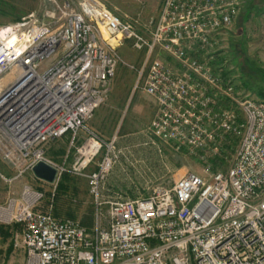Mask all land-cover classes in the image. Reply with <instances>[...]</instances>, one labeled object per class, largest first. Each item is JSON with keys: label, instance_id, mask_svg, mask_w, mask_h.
<instances>
[{"label": "built area", "instance_id": "2783aa9c", "mask_svg": "<svg viewBox=\"0 0 264 264\" xmlns=\"http://www.w3.org/2000/svg\"><path fill=\"white\" fill-rule=\"evenodd\" d=\"M49 1L50 22L31 12L0 25V82L13 75L0 84V155L15 171L0 177L11 183L39 161L57 171L45 205V193L29 184L0 203V223L18 225L13 245L24 264H264V100L241 86L237 64L223 56L245 0H163L144 22L119 17L105 0L77 8ZM125 40L144 52L135 87L156 101L148 133L201 158L219 156L220 143L235 138L226 170L207 163L206 177L189 171L145 196L105 199L113 158L95 161L103 140L88 122L117 67L135 69L118 53ZM66 134L71 146L84 134L73 160L47 159L44 147ZM65 172L86 179L90 229L53 214Z\"/></svg>", "mask_w": 264, "mask_h": 264}, {"label": "rangeland", "instance_id": "374dc122", "mask_svg": "<svg viewBox=\"0 0 264 264\" xmlns=\"http://www.w3.org/2000/svg\"><path fill=\"white\" fill-rule=\"evenodd\" d=\"M56 1L59 4L67 2L71 8H77L79 0ZM162 1L105 0V3L121 18H139L141 22H144L151 17H156ZM251 5H257L261 9L264 7V0H245L243 2L236 24L225 41L230 52H224L223 56L229 60L230 57L228 58L227 55L232 54L228 64H233L232 60L235 59L241 76L243 73L246 74V78L252 82V85L249 84V88H243L250 92L252 96L262 99V96L260 97L257 93L258 91L264 92V10L257 13L251 9L248 16L243 17L245 9H248V6ZM31 12L35 13L42 21L50 22L47 15L50 12L56 13V8L49 0H0V25L17 20ZM104 36L107 37L105 33ZM109 42L112 43L113 40ZM127 50L131 53L130 55L135 54V50L131 46H128ZM118 53L128 61L126 57L122 56V53L119 51ZM160 55L167 65L176 67L174 60L164 53ZM143 57L140 58L141 61L137 64L129 61L135 69L124 66L119 67L111 82L110 93L107 95L106 102L97 108L93 119L88 122V125H92V128L96 129L103 140L101 151L95 161L106 152L113 158L112 168L114 172L112 175L109 172V178L112 177V180L105 184V199L145 196L158 185L171 187L174 181L189 171L206 177L207 174L203 169L207 163L212 165L213 158H201L190 154L187 149L176 152L148 133L149 121L155 114L154 106L150 103L152 99L144 93L141 94L138 87L135 89L136 93H130L136 82L139 81L140 84L143 80L144 76L139 77L137 73L141 68ZM139 98H145L140 103V105H143L141 109H138L136 103L133 102ZM81 136L83 138L84 134H81ZM82 138L75 141L73 146L68 145L67 157L72 158L75 148L81 145ZM63 140L65 146H67V139ZM226 140L227 143H220L219 156H214L216 162L213 163V169L226 170L233 160L234 147L237 141L235 142L231 138L228 140V137L225 138ZM232 141H234V144H232ZM58 147L56 142L52 145L53 153L49 154L45 150L46 158L57 162L55 159L60 158ZM51 155L57 158L54 159ZM63 174L67 176L68 189L59 191L57 195L55 194L54 212L57 217L71 218L79 224L84 219H91L93 225L95 205L89 194L86 179L70 172ZM23 184H29L32 188L43 191L45 196L41 201V205H45L52 187L32 178L30 172L25 173L11 183L2 185L0 203H4L9 197L18 198ZM106 210L107 205H104L103 214L106 213Z\"/></svg>", "mask_w": 264, "mask_h": 264}, {"label": "crops", "instance_id": "0c3cea01", "mask_svg": "<svg viewBox=\"0 0 264 264\" xmlns=\"http://www.w3.org/2000/svg\"><path fill=\"white\" fill-rule=\"evenodd\" d=\"M236 24V23H235ZM235 26V25H234ZM234 28V27H233ZM232 28V29H233ZM128 46H131V43H130V41L129 40H125L124 41V43L121 45V46H119L118 47V51L120 52V53H122V56H124V57H126L127 59H128V63H129V61H133V62H135L136 64L137 63H140V61H141V59L140 58H142L143 56H144V52H142V51H138V50H135L134 52H135V54L134 55H130L131 53H129L128 52V50H127V47ZM132 48V47H131ZM133 49V48H132ZM230 52V51H229ZM229 55L230 56H232V54L231 53H229ZM232 63H236V61H235V59L234 60H232ZM130 64V63H129ZM237 64V63H236ZM131 65H133V64H131ZM120 66H123V65H119L118 67H117V69H116V72L118 71V69H119V67ZM124 67H126V66H124ZM121 68V67H120ZM123 68V67H122ZM239 71H240V69H239ZM116 74V73H115ZM115 77V76H114ZM114 79V78H113ZM240 79H241V72H240ZM113 81V80H112ZM135 89H136V87H133V88H131V90H130V93H136V91H135ZM138 90H141V89H139L138 88ZM110 93V92H109ZM142 93H144L142 90H141V94ZM145 94V93H144ZM109 95V94H108ZM147 95V94H146ZM149 96V95H148ZM107 98H108V96L106 97V99H105V101H104V103L106 102V100H107ZM150 98L152 99V100H150V103L154 106V109H155V111H156V107H157V105H156V101L150 96ZM142 99H145V98H139V99H137L136 101H133L134 103H136V107L138 108V109H141L142 107H143V105H140V103H141V101H143ZM133 100V99H132ZM103 103V104H104ZM103 104H101V105H103ZM100 105V106H101ZM99 106V107H100ZM97 110V108L95 109V111ZM95 111H94V113H95ZM155 111H154V113H155ZM94 113H93V116H94ZM93 116H92V118L89 120V122H91V120L93 119ZM154 116V115H153ZM152 116V117H153ZM152 117H151V119H152ZM150 119V120H151ZM150 122V121H149ZM91 127H92V125H90ZM94 129V128H93ZM96 130V129H95ZM69 138H70V136H69V134H66L65 136H63L62 138H60V139H56V140H54V141H52V142H49L45 147H44V149L45 150H47V152L49 153V154H51V153H53V151H52V145L54 144V143H56L57 142V144H58V149H59V153H60V158L59 159H55V158H57L56 156H53V155H51V157L52 158H54L57 162H55V163H58V164H61L64 160H65V162L67 163V164H69L72 160H73V156H72V158H70V157H67V152H68V149L67 148H69L68 147V145H69ZM63 139H67V141H68V143H67V146H65V144H64V140ZM45 154H46V152H45ZM66 157V158H65ZM94 168V166H91L89 169H93ZM112 170H110L109 172H110V174L112 175L113 174V172H114V169L113 168H111ZM14 168L7 162V161H5L3 158H2V156L0 155V175H2V176H4V177H8V175H10L9 177H12L13 175H14ZM31 176H32V178H34V179H36V180H39V179H37L33 174H32V171H31ZM109 173H108V175H107V179H106V183H109L110 182V180H112V177H110L109 178V175H110ZM40 182H43V183H46V184H48L49 185V183H47V182H45V181H42V180H39ZM5 181L0 177V189L2 188V185H5ZM0 195H1V192H0ZM1 198H2V196H0V200H1ZM3 225H5V224H3ZM5 226H8L9 227V229H8V231H9V233H0V264H24V258H25V255H24V251L22 250V249H20V248H16V247H14V245H13V234H14V232L15 231H17L18 230V225H16V224H14V225H5Z\"/></svg>", "mask_w": 264, "mask_h": 264}, {"label": "trees", "instance_id": "16d2710c", "mask_svg": "<svg viewBox=\"0 0 264 264\" xmlns=\"http://www.w3.org/2000/svg\"><path fill=\"white\" fill-rule=\"evenodd\" d=\"M251 9L255 10L257 13H260V11L264 10V7L260 9L257 5L248 6V9L247 8L245 9V14L243 15V17L248 16L249 10H251ZM246 77H247L246 74L243 73L241 76V86L249 88V84L251 83V85H252V82H251V80L247 79ZM258 94L260 95V97L262 96L261 97L262 99H264V96H263L264 92L258 91L257 95ZM229 138H231L232 140H234L236 142L235 138L228 137V140H229ZM234 141H232V144H234ZM226 147H227V145H226ZM215 162H216V159L213 158L212 166H214L213 163H215ZM67 189H68L67 176H66V174H63L61 176L60 180L58 181L57 185H56L55 194L57 195V193L59 191H66ZM53 214L55 216H57L56 213L54 212V209H53ZM80 225L85 226L86 228L90 229L92 227V220L91 219H89V220L84 219L83 221L80 222ZM8 229H9L8 226L0 224V233H5V234L9 233Z\"/></svg>", "mask_w": 264, "mask_h": 264}, {"label": "water", "instance_id": "95a60500", "mask_svg": "<svg viewBox=\"0 0 264 264\" xmlns=\"http://www.w3.org/2000/svg\"><path fill=\"white\" fill-rule=\"evenodd\" d=\"M32 174L39 180L47 183H53L56 176V169L46 164L45 162L39 161L32 167Z\"/></svg>", "mask_w": 264, "mask_h": 264}, {"label": "bare ground", "instance_id": "6f19581e", "mask_svg": "<svg viewBox=\"0 0 264 264\" xmlns=\"http://www.w3.org/2000/svg\"><path fill=\"white\" fill-rule=\"evenodd\" d=\"M106 34V32H104ZM107 35V34H106ZM13 75L12 73H7L1 80L0 84H7L8 82L12 81ZM98 108V107H97ZM47 164V163H46ZM49 165V164H48ZM51 166V165H50ZM53 167V166H51ZM56 177V176H55ZM55 180V179H54Z\"/></svg>", "mask_w": 264, "mask_h": 264}]
</instances>
